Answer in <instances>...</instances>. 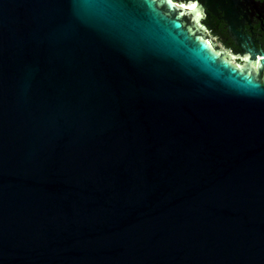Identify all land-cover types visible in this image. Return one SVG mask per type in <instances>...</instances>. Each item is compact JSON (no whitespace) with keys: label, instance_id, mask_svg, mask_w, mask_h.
<instances>
[{"label":"water","instance_id":"1","mask_svg":"<svg viewBox=\"0 0 264 264\" xmlns=\"http://www.w3.org/2000/svg\"><path fill=\"white\" fill-rule=\"evenodd\" d=\"M0 264H264V0H0Z\"/></svg>","mask_w":264,"mask_h":264},{"label":"flooded vegetation","instance_id":"2","mask_svg":"<svg viewBox=\"0 0 264 264\" xmlns=\"http://www.w3.org/2000/svg\"><path fill=\"white\" fill-rule=\"evenodd\" d=\"M172 1H174V0H172ZM185 3V2H184ZM203 20H204V17H203Z\"/></svg>","mask_w":264,"mask_h":264},{"label":"bare ground","instance_id":"3","mask_svg":"<svg viewBox=\"0 0 264 264\" xmlns=\"http://www.w3.org/2000/svg\"><path fill=\"white\" fill-rule=\"evenodd\" d=\"M193 8H195V6Z\"/></svg>","mask_w":264,"mask_h":264}]
</instances>
